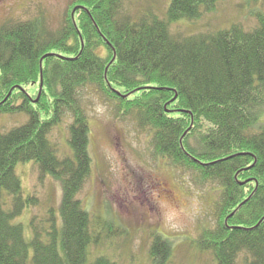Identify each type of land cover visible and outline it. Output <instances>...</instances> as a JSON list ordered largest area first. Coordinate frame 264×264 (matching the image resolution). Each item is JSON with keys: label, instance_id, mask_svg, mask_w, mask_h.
Listing matches in <instances>:
<instances>
[{"label": "trees", "instance_id": "16d2710c", "mask_svg": "<svg viewBox=\"0 0 264 264\" xmlns=\"http://www.w3.org/2000/svg\"><path fill=\"white\" fill-rule=\"evenodd\" d=\"M219 1L170 0L161 20L122 15V0H73L57 29L41 13L0 24V114L28 119L0 132V264H86L93 238L77 196L91 169L84 93L93 88L134 117L156 158L215 185V226L200 250L215 264H237L241 253L245 264H264V11L250 31L169 32ZM64 125L71 155L59 157L51 134ZM30 161L61 185L60 226L50 218L46 241L33 228L27 242L12 223L36 202L23 199L14 171ZM168 253L155 236L151 263L165 264Z\"/></svg>", "mask_w": 264, "mask_h": 264}, {"label": "rangeland", "instance_id": "374dc122", "mask_svg": "<svg viewBox=\"0 0 264 264\" xmlns=\"http://www.w3.org/2000/svg\"><path fill=\"white\" fill-rule=\"evenodd\" d=\"M73 0H0V24L23 21L43 14L47 25L57 29ZM170 0H122V15L134 19L142 13L165 20ZM264 11V0H221L213 10L202 11L192 20L169 24V32L182 38L213 34L237 26L256 28V13ZM84 93L89 121L90 173L77 198L90 219L93 238L86 264L103 257L114 264H152L149 255L155 236L167 241L165 264H215L210 252L198 241L215 226V185L192 173L180 172L151 151L150 137L138 129L134 117L117 114L115 106L94 93ZM24 113L0 114V132L25 124ZM66 126L51 134L59 157L71 155L66 144ZM15 175L23 199L35 198L12 223L22 227L27 242L33 228L46 232L53 217L60 226L61 185L50 175L41 177L34 162L18 163ZM10 203L5 206L9 208ZM32 250L29 249V258ZM241 253L237 264H245Z\"/></svg>", "mask_w": 264, "mask_h": 264}]
</instances>
